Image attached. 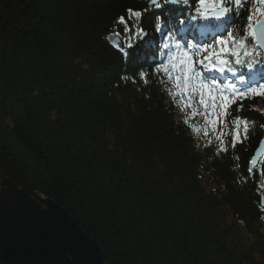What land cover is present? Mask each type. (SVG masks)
Returning a JSON list of instances; mask_svg holds the SVG:
<instances>
[{
    "label": "trees",
    "instance_id": "1",
    "mask_svg": "<svg viewBox=\"0 0 264 264\" xmlns=\"http://www.w3.org/2000/svg\"><path fill=\"white\" fill-rule=\"evenodd\" d=\"M148 6L0 0V175L27 198L64 208L104 264H264V156L250 163L264 139V96L228 109L229 121L254 122L234 148L230 123L223 144L210 126L207 137L194 134L189 125L203 129L204 118L186 125L160 82L138 76L149 61L167 63L163 44L183 45L184 34L156 35L149 11L139 21L155 37L148 49L108 42L130 35L118 17Z\"/></svg>",
    "mask_w": 264,
    "mask_h": 264
},
{
    "label": "snow or ice",
    "instance_id": "2",
    "mask_svg": "<svg viewBox=\"0 0 264 264\" xmlns=\"http://www.w3.org/2000/svg\"><path fill=\"white\" fill-rule=\"evenodd\" d=\"M245 4L249 5L246 23L234 34V17L244 10ZM255 4L264 5V0H148V8L128 9V19L124 16L117 19V23L124 25V33H130L123 42L125 48H135L137 41L145 49L153 44L155 37L139 23L144 13L149 11L154 14L156 35L168 38L174 33L184 34L179 37L184 41L183 45L163 44L168 51L167 63L149 61L150 72L142 68L138 76L147 83L151 74L160 82L172 103L184 112L186 125L198 116L204 118L203 129L189 125L194 134L199 135L203 131L207 137L209 126L214 133L221 126L217 136L221 139L226 135L223 128L230 123L233 148L237 142L247 139L254 122L239 115L229 121L228 109L238 98L264 96V76L258 78L259 73H264V7H254ZM130 21L134 22L130 24ZM121 51L123 55H129L124 49ZM229 73L231 80L226 75ZM201 108L203 111H199ZM187 109H192L191 113ZM237 111H243L242 103ZM261 127L264 128V124ZM211 143L209 139L208 145ZM227 150L226 146L218 148V152ZM250 163L255 165L256 161ZM248 171L251 174L252 168ZM260 174L264 175V172ZM260 212L264 218V206L260 207Z\"/></svg>",
    "mask_w": 264,
    "mask_h": 264
},
{
    "label": "water",
    "instance_id": "3",
    "mask_svg": "<svg viewBox=\"0 0 264 264\" xmlns=\"http://www.w3.org/2000/svg\"><path fill=\"white\" fill-rule=\"evenodd\" d=\"M108 42L116 48L125 46L120 33L110 34ZM263 156L264 139L253 154L255 167ZM6 184L11 193L6 201L0 198V260L4 264H104L99 245L64 208L45 199L38 203ZM261 192L264 206V188Z\"/></svg>",
    "mask_w": 264,
    "mask_h": 264
},
{
    "label": "rangeland",
    "instance_id": "4",
    "mask_svg": "<svg viewBox=\"0 0 264 264\" xmlns=\"http://www.w3.org/2000/svg\"><path fill=\"white\" fill-rule=\"evenodd\" d=\"M199 111H203V109L201 108L199 109ZM218 111L221 110L218 109ZM220 131H221V127L218 130L216 129L215 132L219 135ZM6 183H7L6 180H4L0 175V198L2 197L3 201H6V196H8L11 193V191H9V186Z\"/></svg>",
    "mask_w": 264,
    "mask_h": 264
}]
</instances>
